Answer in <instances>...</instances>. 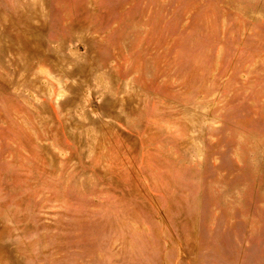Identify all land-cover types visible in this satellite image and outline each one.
<instances>
[{"label":"rangeland","instance_id":"1","mask_svg":"<svg viewBox=\"0 0 264 264\" xmlns=\"http://www.w3.org/2000/svg\"><path fill=\"white\" fill-rule=\"evenodd\" d=\"M0 264H264V0H0Z\"/></svg>","mask_w":264,"mask_h":264}]
</instances>
